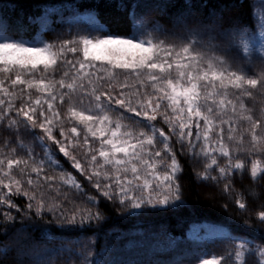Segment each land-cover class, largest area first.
<instances>
[{
    "label": "snow or ice",
    "instance_id": "obj_1",
    "mask_svg": "<svg viewBox=\"0 0 264 264\" xmlns=\"http://www.w3.org/2000/svg\"><path fill=\"white\" fill-rule=\"evenodd\" d=\"M261 5L251 25L192 12L166 27L149 18L166 11L162 0H135L122 6L120 31L84 0H38L32 12L0 0V235L11 241L0 240V264L10 253L16 264H248L246 253L264 264V210L242 222L259 243L227 222L187 237L166 226L145 233L165 253L151 259H117L98 241L109 212L149 217L186 205L182 158L249 211L256 192L238 190L234 174L264 181V111L244 103L264 93V72L245 73L257 44L264 61Z\"/></svg>",
    "mask_w": 264,
    "mask_h": 264
},
{
    "label": "trees",
    "instance_id": "obj_2",
    "mask_svg": "<svg viewBox=\"0 0 264 264\" xmlns=\"http://www.w3.org/2000/svg\"><path fill=\"white\" fill-rule=\"evenodd\" d=\"M256 0H162L166 5V11H154L151 13L155 19H159L166 27H171L172 20L177 16L185 13L194 12L200 20L209 23L214 14L222 13L225 18L240 15L249 25L254 23L253 8ZM19 9L25 12H32L38 3V0H14ZM86 4L93 5L98 8V18L102 22H107L114 30L127 31L128 21L127 12L122 10V6L130 8L135 0H84ZM12 7L11 4L8 5ZM39 27L38 25L36 26ZM47 38H52L50 33L45 34ZM255 50V49H254ZM256 52L249 53V60L252 61L249 67L245 68V73L250 76L258 77L264 72V61L256 59ZM184 164V173L181 177L183 191L186 192L184 197L187 201L186 205L176 210L156 213L149 217L128 214L117 216L115 213L109 212L111 219L104 226V231L99 234V245L103 247L106 243L114 247L115 257L117 259H127L131 261L151 259L154 255H164L157 247L154 240L145 233L158 230L161 226H166L174 235L186 234L179 228L180 225H187L192 221H212L219 224L226 222L231 225L234 230L246 233L242 222L248 219L249 215H253L255 211L264 210V181H254L248 174H239L234 176V183L239 190L241 185L251 186L255 192V196L249 195L247 203L248 212H241L231 203V197L222 192L219 186L213 185L211 182H203L195 178L192 174V167L186 158L181 159ZM195 167V166H194ZM20 202V201H18ZM228 205V211L222 207ZM92 207V206H90ZM101 207H106L101 205ZM51 217H46L50 219ZM249 223L254 221L249 220ZM2 231V230H0ZM53 232H56L53 229ZM109 233H111L109 235ZM60 235L71 236L73 234ZM252 237L261 240L256 234L246 233ZM38 236L39 233H36ZM0 240L5 243H11L10 240L0 235ZM59 241L53 240L47 246L54 247ZM196 243L197 241H193ZM225 243L206 249L207 257L215 254L222 255L225 251ZM3 247V245H0ZM15 253H10L3 258L2 264H16ZM248 264H257L256 255H247L245 259ZM62 264V262H59Z\"/></svg>",
    "mask_w": 264,
    "mask_h": 264
},
{
    "label": "rangeland",
    "instance_id": "obj_3",
    "mask_svg": "<svg viewBox=\"0 0 264 264\" xmlns=\"http://www.w3.org/2000/svg\"><path fill=\"white\" fill-rule=\"evenodd\" d=\"M256 10L257 12L260 11L262 5H261V0H256L255 3H254ZM150 19H155L153 16H150L149 17ZM39 26V25H38ZM88 25H87V22L82 20L79 24V27L80 28H86ZM64 29L66 31L67 29V25L64 26ZM47 38V37H46ZM64 38H70L68 37L67 35L64 37ZM48 39H51V38H48ZM258 48H259V45L257 44L256 47H254L252 49V51H255L256 52V56L259 57L260 55H262L259 51H258ZM255 49V50H254ZM229 98L232 99L233 96H232V93L230 91L229 93ZM244 103L246 105V107L250 108L252 110V112L256 115H259L261 111H264V93H260L258 90H253V98H245L244 100ZM195 168L197 170H200V165L199 163H196L195 165ZM51 174V173H50ZM237 175H239V173H237ZM234 176H236V174H234ZM186 192H184V197L186 196ZM202 224H218V225H223V224H219V223H215V222H212V221H206V220H200V221H192V222H189L187 225H180L179 228L182 230V232L184 234H186L188 236L189 232L192 231V229L195 227V226H198V225H202ZM233 229V228H232ZM234 232L236 233H243V232H240V231H237V230H234ZM197 234V233H194V235ZM198 236L201 238V239H206L207 238V233L203 230V229H200L198 231ZM256 243H259L260 242V239L258 238H255V237H252ZM247 254L245 255V259L247 257ZM257 258L259 259L258 257V254L256 255ZM209 257V256H208ZM207 258V257H206Z\"/></svg>",
    "mask_w": 264,
    "mask_h": 264
}]
</instances>
